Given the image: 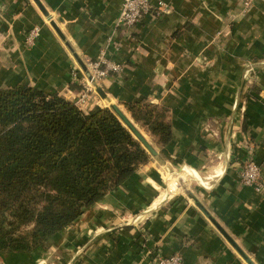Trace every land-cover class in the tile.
Instances as JSON below:
<instances>
[{
  "label": "crops",
  "instance_id": "0c3cea01",
  "mask_svg": "<svg viewBox=\"0 0 264 264\" xmlns=\"http://www.w3.org/2000/svg\"><path fill=\"white\" fill-rule=\"evenodd\" d=\"M39 1L86 65L105 51L123 66L98 81L105 98L94 88L79 108L114 104L130 120L126 103L165 109L167 145L131 121L189 193L149 154L47 248L0 254V264H157L174 254L183 264H250L242 254L264 264V192L239 178L254 159L264 181V0L246 12L242 0H160L170 10L147 14L131 39L117 25L122 0ZM0 56V88L71 102L84 92L86 75L34 0H0Z\"/></svg>",
  "mask_w": 264,
  "mask_h": 264
},
{
  "label": "trees",
  "instance_id": "16d2710c",
  "mask_svg": "<svg viewBox=\"0 0 264 264\" xmlns=\"http://www.w3.org/2000/svg\"><path fill=\"white\" fill-rule=\"evenodd\" d=\"M125 110L156 144L170 142L165 109L134 102ZM149 157L108 107L84 112L29 85L0 88V254L47 248Z\"/></svg>",
  "mask_w": 264,
  "mask_h": 264
},
{
  "label": "built area",
  "instance_id": "2783aa9c",
  "mask_svg": "<svg viewBox=\"0 0 264 264\" xmlns=\"http://www.w3.org/2000/svg\"><path fill=\"white\" fill-rule=\"evenodd\" d=\"M258 1L259 0H242L244 12ZM169 10V5L160 0H155L154 2L153 0H122L117 25L124 28L131 39L135 28L142 22L147 14L153 11L157 14H161L166 13ZM38 36V28L31 30L26 36L27 45H33ZM87 68L91 73L92 78L97 82L110 74H120L123 70V66L120 63L109 59L105 51H102L97 59L91 61L87 65ZM85 79L84 92L74 102L78 107L86 103L89 93L95 92L92 82L87 78ZM239 178L244 185L253 187L259 193L264 192V181L261 178V167L254 159H248L245 161L240 168ZM156 263L183 264L182 258L179 254H174L168 257H159Z\"/></svg>",
  "mask_w": 264,
  "mask_h": 264
},
{
  "label": "water",
  "instance_id": "95a60500",
  "mask_svg": "<svg viewBox=\"0 0 264 264\" xmlns=\"http://www.w3.org/2000/svg\"><path fill=\"white\" fill-rule=\"evenodd\" d=\"M34 2L37 4V6L39 7V9L42 11V13L48 18L49 22L51 23L52 27L55 29V31L57 32V34L61 37V39L65 42V44L67 45V47L70 49V51L73 53L76 61L78 62V64L80 65L81 69L83 70L84 74L86 75L87 79L90 80L92 82L93 87L96 89L97 93L102 96L103 98L106 97L103 89L98 85V82L95 81L92 78L91 73L89 72L87 65L81 61V59L77 56V54L74 52V50L72 49V47L69 45V43L66 41L63 33L61 32V30L59 29V27L57 26V24L55 23V21H53L50 17L49 14L47 13V11L45 10V8L43 7V5L40 3L39 0H34ZM111 109L112 111L119 117V119L123 122V124L131 131V133L141 142V144L144 146V148L148 151V153L150 155H152L153 157L157 158L159 163L161 164V166L163 167V169L165 170V172L172 178L174 179V182L177 184V186L179 188H181L182 190H184L185 193H189V190L185 187V183L182 180V178H179L176 176L175 172L170 168L169 165H167L165 163V161H163L162 159L159 158L157 151L147 142V140L143 137V135L140 133V131L137 129V127L133 124V122L121 111V109L117 106V105H111ZM203 210V209H202ZM203 212L208 216V213L203 210ZM214 224L216 225V227L219 229V231L227 238V240L234 244L233 241L228 237V235L225 233V231L217 224L214 222ZM241 253V252H240ZM242 254V253H241ZM243 257L246 259V261H248V263L252 264L251 261L244 255L242 254Z\"/></svg>",
  "mask_w": 264,
  "mask_h": 264
},
{
  "label": "rangeland",
  "instance_id": "374dc122",
  "mask_svg": "<svg viewBox=\"0 0 264 264\" xmlns=\"http://www.w3.org/2000/svg\"><path fill=\"white\" fill-rule=\"evenodd\" d=\"M0 58H1V56H0ZM0 65H1V64H0ZM0 68H1V67H0ZM0 84H1V82H0ZM167 175H168V174H167ZM169 177H170V176H169ZM170 178H171V177H170ZM172 180L174 181V179H172ZM172 180H171V183L173 182Z\"/></svg>",
  "mask_w": 264,
  "mask_h": 264
}]
</instances>
